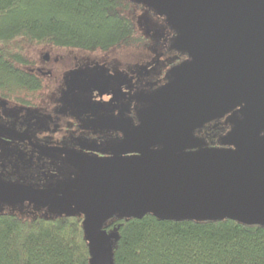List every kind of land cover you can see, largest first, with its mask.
<instances>
[{
	"label": "water",
	"instance_id": "95a60500",
	"mask_svg": "<svg viewBox=\"0 0 264 264\" xmlns=\"http://www.w3.org/2000/svg\"><path fill=\"white\" fill-rule=\"evenodd\" d=\"M131 1L170 23L188 60L146 93L148 107L113 155L82 156L74 184L0 176V203L81 214L89 264H112L117 233L103 224L113 216L264 225V0ZM231 111L220 145H204L196 131Z\"/></svg>",
	"mask_w": 264,
	"mask_h": 264
},
{
	"label": "trees",
	"instance_id": "16d2710c",
	"mask_svg": "<svg viewBox=\"0 0 264 264\" xmlns=\"http://www.w3.org/2000/svg\"><path fill=\"white\" fill-rule=\"evenodd\" d=\"M144 7L131 0H0V102L32 104L40 77L29 68L40 47L138 53L148 37L137 26ZM32 83H31V82ZM228 120L196 135L220 145ZM112 264H264V225L218 220L117 217ZM0 264H89L82 215H18L0 211Z\"/></svg>",
	"mask_w": 264,
	"mask_h": 264
},
{
	"label": "flooded vegetation",
	"instance_id": "af4514ba",
	"mask_svg": "<svg viewBox=\"0 0 264 264\" xmlns=\"http://www.w3.org/2000/svg\"><path fill=\"white\" fill-rule=\"evenodd\" d=\"M157 17L159 27L145 33L148 45H157V51L146 55V44L137 53L146 62L136 65L131 49H114L116 58L103 55L105 51L70 49L68 58L62 52L47 54L46 60L42 56V63L29 68L40 77L35 79L32 104L0 102V176L4 180L35 188L69 187L79 175L82 156L114 154L148 107L146 93L169 81L170 69L188 60L186 50L174 46L177 31L164 17ZM232 114L211 121L228 120L231 127ZM31 206L54 215L62 212Z\"/></svg>",
	"mask_w": 264,
	"mask_h": 264
},
{
	"label": "rangeland",
	"instance_id": "374dc122",
	"mask_svg": "<svg viewBox=\"0 0 264 264\" xmlns=\"http://www.w3.org/2000/svg\"><path fill=\"white\" fill-rule=\"evenodd\" d=\"M142 5V4H141ZM144 7H142V9L140 10V12L137 14L136 16V21H137V26L140 30H143L145 33H149V31H152L151 28H154V29H157L159 27V25L155 22L156 20L158 21V17L159 16L157 13H155L151 8L143 5ZM154 22V23H152ZM147 52L145 53L146 55H149L150 53L154 52V51H157V45H154V46H151L148 45L147 43ZM119 49V48H118ZM39 51H35L34 52V57H35V64L33 65V67L35 65H38L40 63H42V60L40 57H42L44 54H55V53H58V52H62L64 53V57L68 58V55H66L67 51H71L70 49H61V50H55V49H52V48H49V47H40L38 49ZM99 50H93L92 51H86L87 53H96L98 52ZM126 51H131L130 49L128 48H123L120 52H126ZM103 55H106V54H111L113 55L115 58L117 55V52L114 51V49H110V50H106L105 52H102ZM66 55V56H65ZM110 55V56H111ZM120 57V56H119ZM117 57V58H119ZM133 58H134V62L135 64H139V63H143V62H146L142 59V56L139 54H137L135 52V54L133 53ZM45 59V58H44ZM46 60V59H45ZM120 60V59H119ZM33 204H28V203H22V204H8V203H0V211H8V212H14L18 215H21V216H24V215H47V216H50V215H54L51 211H49L48 209H44V208H36L34 206H31Z\"/></svg>",
	"mask_w": 264,
	"mask_h": 264
}]
</instances>
